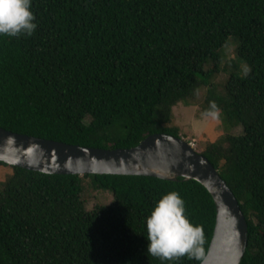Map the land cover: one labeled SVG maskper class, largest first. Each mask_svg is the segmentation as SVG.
Here are the masks:
<instances>
[{"label":"trees","instance_id":"1","mask_svg":"<svg viewBox=\"0 0 264 264\" xmlns=\"http://www.w3.org/2000/svg\"><path fill=\"white\" fill-rule=\"evenodd\" d=\"M31 11V36H0V128L128 149L155 133L182 137L173 107L208 87L201 112L228 132L199 154L245 216L240 264H264V0H32ZM0 166L12 170L0 182V264H161L146 253V218L173 191L202 230V253L163 264L206 256L216 209L197 181ZM84 180L112 202L87 210Z\"/></svg>","mask_w":264,"mask_h":264},{"label":"water","instance_id":"2","mask_svg":"<svg viewBox=\"0 0 264 264\" xmlns=\"http://www.w3.org/2000/svg\"><path fill=\"white\" fill-rule=\"evenodd\" d=\"M0 162L45 174L197 181L209 192L216 209L212 238L200 264H240L244 256L248 226L239 202L217 169L181 137L155 133L132 148L101 149L0 128Z\"/></svg>","mask_w":264,"mask_h":264},{"label":"clouds","instance_id":"3","mask_svg":"<svg viewBox=\"0 0 264 264\" xmlns=\"http://www.w3.org/2000/svg\"><path fill=\"white\" fill-rule=\"evenodd\" d=\"M31 3L32 0H0V36H31L34 33L37 24ZM209 115L215 116V113ZM191 143L188 142L194 149ZM146 229V253L158 258L161 264L184 256L201 260L202 230L185 215V204L179 193L169 192L157 201L146 218Z\"/></svg>","mask_w":264,"mask_h":264},{"label":"rangeland","instance_id":"4","mask_svg":"<svg viewBox=\"0 0 264 264\" xmlns=\"http://www.w3.org/2000/svg\"><path fill=\"white\" fill-rule=\"evenodd\" d=\"M227 54L228 57L233 55L232 46L228 48ZM225 77L226 74L222 70L217 72L213 77V84L222 83ZM207 89L208 87L198 92L193 104L185 106L179 103L172 110L173 125L179 128L181 138L187 142H193L194 150L197 153H201L207 144L223 138L228 132L223 126L221 116L204 115L201 112ZM241 130V127H238L233 129L231 133L238 135ZM11 173V168L0 166V182H3ZM82 198L85 200L87 210H92L99 205H109L112 202V196L109 192L93 190L89 186V180H84Z\"/></svg>","mask_w":264,"mask_h":264},{"label":"built area","instance_id":"5","mask_svg":"<svg viewBox=\"0 0 264 264\" xmlns=\"http://www.w3.org/2000/svg\"><path fill=\"white\" fill-rule=\"evenodd\" d=\"M191 145L194 146V145H193V142L191 143Z\"/></svg>","mask_w":264,"mask_h":264}]
</instances>
